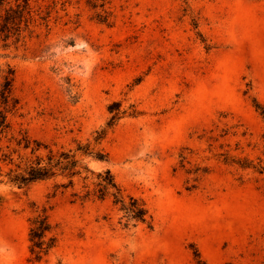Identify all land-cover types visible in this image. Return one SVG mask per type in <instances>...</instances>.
<instances>
[{
    "label": "rangeland",
    "instance_id": "rangeland-1",
    "mask_svg": "<svg viewBox=\"0 0 264 264\" xmlns=\"http://www.w3.org/2000/svg\"><path fill=\"white\" fill-rule=\"evenodd\" d=\"M31 4L49 10L47 26L37 16L23 39L0 38V73L15 72L12 133L69 148L111 101L139 111L103 140L107 160L86 162L143 199L152 228L124 227L110 198L73 200L50 179L0 182V264H197L195 249L206 264H264V176L215 157L254 156L264 132V0H112L111 26L86 0ZM202 167L196 180L185 172ZM43 206L58 241L33 262L28 217Z\"/></svg>",
    "mask_w": 264,
    "mask_h": 264
},
{
    "label": "trees",
    "instance_id": "trees-1",
    "mask_svg": "<svg viewBox=\"0 0 264 264\" xmlns=\"http://www.w3.org/2000/svg\"><path fill=\"white\" fill-rule=\"evenodd\" d=\"M14 1L15 4L12 5L10 1L0 0L2 40L14 37V42H17L25 37L21 35L24 29L32 33L30 25H34L37 16L47 26L49 10L41 15V12L31 4V0ZM4 2L8 6H4ZM111 2L112 0H86L88 8L93 10L95 20L108 26L114 23L113 12L109 9ZM14 77L15 72L10 65L0 73V107H2L0 108V182L25 188L34 182L50 179L54 181V192L70 190L73 200L85 202L110 198L112 205L121 213L119 219L123 221L124 227L145 223L148 228H152V216L144 200L125 193L110 169L95 170L86 162V158L107 160L108 153L102 146L107 134L123 116L126 114L135 116L140 112L134 109L127 113L121 108L120 101H111L107 104L109 116L104 124L94 129L91 137L85 142L74 140L75 146L69 148L33 138L27 130H19L15 135L12 133V123L9 119V114L13 113L16 107L12 95ZM254 103L264 119V107L256 100ZM237 147L234 149H238ZM253 147L257 150L254 156L241 155L243 149L240 148L241 153H232L226 149L217 152L215 157L224 164L236 166L241 170H251L264 176V132L260 134L259 140ZM185 172L194 174L193 180H196L198 173L205 174L208 169L205 167L196 170L186 169ZM194 187L191 185L187 189ZM28 222L29 260L38 262L45 259L57 245L56 228L44 206L37 208L36 213L28 217ZM194 257L197 264H206L200 258L197 249L194 250Z\"/></svg>",
    "mask_w": 264,
    "mask_h": 264
}]
</instances>
